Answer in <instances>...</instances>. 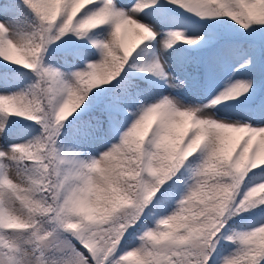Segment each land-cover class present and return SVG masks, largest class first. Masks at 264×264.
I'll return each instance as SVG.
<instances>
[{"label":"snow or ice","instance_id":"obj_1","mask_svg":"<svg viewBox=\"0 0 264 264\" xmlns=\"http://www.w3.org/2000/svg\"><path fill=\"white\" fill-rule=\"evenodd\" d=\"M0 264H264V0H0Z\"/></svg>","mask_w":264,"mask_h":264},{"label":"trees","instance_id":"obj_2","mask_svg":"<svg viewBox=\"0 0 264 264\" xmlns=\"http://www.w3.org/2000/svg\"><path fill=\"white\" fill-rule=\"evenodd\" d=\"M135 37L134 36H129V40L132 41L134 40ZM19 58V57H18ZM18 131L14 133V138L17 140H21L23 139V134L30 132L31 128H32V122L30 121H25L23 123L18 124L17 126Z\"/></svg>","mask_w":264,"mask_h":264},{"label":"rangeland","instance_id":"obj_3","mask_svg":"<svg viewBox=\"0 0 264 264\" xmlns=\"http://www.w3.org/2000/svg\"><path fill=\"white\" fill-rule=\"evenodd\" d=\"M130 36H134V35H130Z\"/></svg>","mask_w":264,"mask_h":264}]
</instances>
